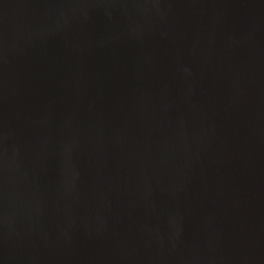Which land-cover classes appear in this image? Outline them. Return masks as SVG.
I'll list each match as a JSON object with an SVG mask.
<instances>
[{"label": "water", "instance_id": "obj_1", "mask_svg": "<svg viewBox=\"0 0 264 264\" xmlns=\"http://www.w3.org/2000/svg\"><path fill=\"white\" fill-rule=\"evenodd\" d=\"M0 264H264V0H0Z\"/></svg>", "mask_w": 264, "mask_h": 264}]
</instances>
